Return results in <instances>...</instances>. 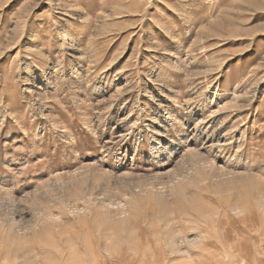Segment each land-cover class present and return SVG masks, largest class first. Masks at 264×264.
Segmentation results:
<instances>
[{"label":"rangeland","instance_id":"rangeland-1","mask_svg":"<svg viewBox=\"0 0 264 264\" xmlns=\"http://www.w3.org/2000/svg\"><path fill=\"white\" fill-rule=\"evenodd\" d=\"M139 256L264 264V0H0V264Z\"/></svg>","mask_w":264,"mask_h":264},{"label":"bare ground","instance_id":"bare-ground-1","mask_svg":"<svg viewBox=\"0 0 264 264\" xmlns=\"http://www.w3.org/2000/svg\"><path fill=\"white\" fill-rule=\"evenodd\" d=\"M183 198H184V197H183ZM181 200H182V199H181ZM179 201H180V200H179ZM166 203H168V202H166ZM181 204H183V202H182ZM169 205H170V204H169ZM168 207H169V206H168ZM168 207H167V208H168ZM185 207H186V205H185ZM187 207H188V206H187ZM187 207H186V208H187ZM189 207H190V206H189ZM173 208H174V207H173ZM177 208H178V209H176V211H181V210H182V207H181V206H180V207H177ZM183 208H184V205H183ZM170 209H171V208H170ZM166 210H168V209H166ZM173 210H174V209H173ZM173 210H172V211H173ZM183 210H184V209H183ZM186 210H187V209H186ZM187 211H188V210H187ZM187 211H186V212H187ZM166 212H167V211H166ZM174 212H175V210H174ZM186 212H185V213H186ZM183 213H184V212H183ZM166 214L168 215L169 213H166ZM171 214H172V213H171ZM187 216H188V215H187ZM164 218H165V217H164ZM167 218H168V217H167ZM175 219H176V218H175ZM173 220H174V219H173ZM174 221H175V220H174ZM184 221H186V220L184 219ZM167 230H168V229H167ZM167 235H168V234H167ZM235 237H236V236H235ZM188 239H189V238H188ZM151 246H152V245H151ZM203 255H204V254H203ZM141 258H142L141 256H139V257L137 258V259H138V260H137V261H138V264H142V263L144 262V261L141 260ZM143 258H144V257H143ZM143 260H144V259H143Z\"/></svg>","mask_w":264,"mask_h":264}]
</instances>
